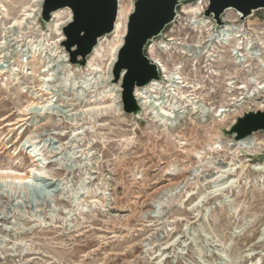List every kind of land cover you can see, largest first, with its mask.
<instances>
[{
  "label": "rangeland",
  "instance_id": "1",
  "mask_svg": "<svg viewBox=\"0 0 264 264\" xmlns=\"http://www.w3.org/2000/svg\"><path fill=\"white\" fill-rule=\"evenodd\" d=\"M119 2L117 32L107 34L100 54H90L83 66L68 61L65 68L60 62L51 70L47 55L67 54L62 29H57L68 18L67 11L62 9L54 21L53 14L44 21L41 13L32 17L35 0H0V264H231L219 251L224 245L238 248L235 264H264V169H255L264 165V150L249 154L237 149L241 155L234 160L221 152L230 150L228 130L236 117L257 110L255 104L248 103L240 114L225 119L215 133L209 127L195 129L184 145L165 125L169 121L153 118L142 108L136 115L125 113L109 83L78 90L84 77H106L113 48L123 42L124 21L134 0ZM205 3L184 1L179 17L154 40L172 37L171 41L194 44L200 34L190 29L194 17L186 10L203 6L197 18L215 24L204 15ZM229 10L221 16L223 24V18L235 19L255 53L262 55L264 10L244 19ZM175 47L167 53L157 49L156 55L182 80L203 86L193 97L212 114L235 108L248 94L264 100V89L258 88L264 84V66L256 57L247 56L242 68L226 61L213 63L220 75L211 78L205 57L194 66L192 58L174 51ZM144 53L149 58L147 47ZM226 54L221 53L224 60ZM179 124L187 131L191 128L187 118ZM254 133L264 141V130ZM34 145L45 174L61 182L56 187L24 185L13 178L36 165L30 152ZM182 146L189 151L182 153ZM211 146L217 154L209 152ZM145 147L166 156L162 161H170L160 175L186 177L150 200L153 211L125 220L111 212L117 204L110 184L134 187L133 171L123 165L139 161ZM194 148L204 158L190 167ZM211 160L217 165L239 164L223 188L214 185L222 173Z\"/></svg>",
  "mask_w": 264,
  "mask_h": 264
},
{
  "label": "bare ground",
  "instance_id": "2",
  "mask_svg": "<svg viewBox=\"0 0 264 264\" xmlns=\"http://www.w3.org/2000/svg\"><path fill=\"white\" fill-rule=\"evenodd\" d=\"M35 1H36V8L33 10V14H32L33 18H37L39 16L41 11V4H42V0H35ZM120 7L121 5L118 0L117 16L113 31L111 33L117 32L119 26V20L121 18ZM64 10L67 11L68 18L62 21L61 23L57 24L58 30H61L62 27L70 19L69 10L68 9H64ZM202 10H203V6H199V5L194 7L192 6L188 10H186L187 12H190L194 17L193 21L189 22L191 24L190 29L200 34L198 35V40L194 44L171 41L173 39L172 37L168 38L167 40H163V38H161V40L158 41L153 39L150 42V44L148 43L147 54L149 56V59L154 64H156L159 70L160 78L158 79L152 78L146 84L135 87L133 91L134 98L136 100L137 105L139 106L140 111L142 108L145 111H147L148 114L153 118L155 117L160 120L164 119L165 121H169V123L165 122V125H167L168 129L170 130V132L174 137L184 141L183 142L184 145H187L189 139L193 138V133L195 129H206L209 127V129H211L215 133L221 127V124L225 119L240 114L241 109H246L248 103L255 104L257 110H262V111L264 110V100H259V98L255 96V94L252 95L248 94L247 96L244 97V100H242L238 104H235V108L231 110L220 109L216 112V114H212L211 112H209L208 108L198 103L195 97H193L198 92V90H200L203 86L190 84L191 82L189 83L188 81L182 80L183 79L182 77L176 76L177 71L167 67V65L164 62H162V60L156 55L157 49L160 50L161 52L167 53L170 52L172 47L176 45L174 51L180 54L190 56L192 58L193 61L192 63H194V66L198 62L199 58L203 56L205 57L204 61H206L205 62L206 64L204 63L206 69L205 68L204 69L207 73V77H211V78L220 75L219 70L212 68L213 66H211V64L213 63L221 64L224 61H226L231 65L242 68L246 66L245 62L249 61L247 59L248 56L250 59L256 57L258 62L262 66H264V51L262 55H257V53H255L256 50L251 42V39L248 37L247 32L243 28H241L242 27L241 24H236L235 19L229 20L227 22L226 19L223 18V20L225 21L224 24L216 27L215 24L210 20L197 18L202 13ZM61 11L62 9L52 12L53 15L51 14L52 15L51 21H54ZM227 11L230 10L228 9ZM227 11L225 13H227ZM178 17H179V13L176 18ZM123 26H124L123 29V34H124L126 28L125 21ZM201 34L203 35V37L201 36ZM107 36L108 35L106 34L98 39L96 45L93 47L91 55L95 56L97 54H100L99 50L103 42L106 40ZM62 38L63 36H61V39ZM121 42L122 39L113 48V52L111 55L112 57L108 62L109 64L107 67L106 77L103 80L100 75L95 76V74L92 77H88V78L84 77L80 85V88L78 90L83 92V90H85L84 88L90 86V84L92 85L99 83H109L111 87L110 92L113 93V98L117 100L121 99L120 80L113 83V76H112V68L116 59L118 47L121 45ZM225 51H227L226 60H224L223 56L221 55V53ZM60 52L61 53L59 55H55V56L51 54L47 55L49 58L47 64L48 69L53 68L57 63L60 62L65 68L69 67L68 66L69 57L67 55L68 53L64 54L63 53L64 51H60ZM87 64L90 65V59L88 60ZM207 65L210 66L207 67ZM48 69L46 68V70ZM49 80H50L49 77L43 78V83L46 84ZM73 83L75 84L76 82ZM181 87H186V89L181 90ZM258 88L264 89V84H262ZM178 90H180V92ZM118 102H119L118 106L121 109L122 102L121 103L120 101ZM181 104L184 105L181 106ZM129 116H132V114H129ZM183 118H187L189 120V125L191 126V128H189L190 130L188 131L186 130V128H182L181 124H179V121L181 122V119ZM227 137H228L227 139L228 143L226 144V147L230 150L225 151L224 149H221V152H224V154L228 153L229 155H232L231 160H234V157L240 156L241 154H239V152L241 151H245L249 154H252L258 150H262V149L264 150V141L259 139V137L255 133L240 139H235L234 135H228ZM159 146L160 148L163 147L161 142ZM148 149L149 148L147 147L143 149L142 154L138 156L140 157L138 158L139 161H136L134 159L131 164L123 165V167L127 169V171L128 170L130 172L133 171V181H132V184L134 185L133 188L122 187L117 182L110 184V186H112V188H110L111 190L110 195L114 197L113 199L117 204L116 207H114L111 210V212L113 213L118 212L117 215L122 216L125 220L135 218L138 215H142L143 213H146L148 211H153V207L150 200L154 197H158L164 190L178 186L181 183V181L186 177L185 174L174 176L173 174L165 173L160 175V173L164 172V169L168 168V166L170 165V161H162V159L166 158V156L162 157V155H158L155 153L156 150L154 151L153 149H151L148 151ZM180 149L184 154L187 153V151H189L185 146H182V148ZM237 149H239L240 151L237 152L236 151ZM36 150H37L36 145H34L33 149L30 150L31 161L32 163L36 162V165L30 168L26 175L14 176L13 178L16 179L17 182L24 185L30 184L28 183V181H31V184L32 183L39 185L41 184L42 187L46 189L56 187L61 182L59 180L50 178L45 174L44 165H43L44 162H42L41 159L38 157V153L36 152ZM194 151H195V156L192 157L194 158V160L192 159L189 160L190 167L196 164L197 162H202L204 158L201 150H196L194 148ZM209 152H211L213 155L218 153L217 149L213 148V146L210 147ZM134 153L136 154L138 153V151L135 150ZM154 156L158 159L157 161L155 160ZM210 163L213 165H217V163L214 160H211ZM162 164L165 165L161 166ZM238 165L239 164H236V162L228 163L226 165L220 163V165H217L216 167L220 168L221 170L222 177L216 180L214 182L215 183L214 185L216 187L223 188L227 184H229L231 180L228 179L231 175L236 174V168L238 167ZM204 166L206 165L204 164ZM255 169H264V165L257 167ZM87 174H90V172H87ZM137 174H141V177L140 178L135 177V175ZM181 177L182 179H180ZM74 194H76V192L73 193V195ZM76 197L77 196H74V198ZM80 205L81 207H84L83 204ZM221 247L219 251L229 257L230 261L232 262L231 264H235L236 263L235 260L240 258V254H238L237 251L238 248L236 249L235 247H231L229 245L228 246L224 245L222 249ZM256 261L258 262L259 260Z\"/></svg>",
  "mask_w": 264,
  "mask_h": 264
},
{
  "label": "water",
  "instance_id": "3",
  "mask_svg": "<svg viewBox=\"0 0 264 264\" xmlns=\"http://www.w3.org/2000/svg\"><path fill=\"white\" fill-rule=\"evenodd\" d=\"M184 1L134 0L127 17L123 42L118 47L112 68L113 82L120 80L125 113L136 114L140 111L133 95L134 88L152 78H160L156 64L144 51L148 43L174 21L177 6ZM229 8L244 19L255 10H264V0H208L204 15L212 17L215 24L220 26L223 24L221 16ZM59 9L70 12V19L62 27V44L68 53L69 63L83 66L98 39L113 31L118 0H42L41 19L49 21L52 12ZM259 130H264V110H248L236 117L228 134L240 139Z\"/></svg>",
  "mask_w": 264,
  "mask_h": 264
},
{
  "label": "built area",
  "instance_id": "4",
  "mask_svg": "<svg viewBox=\"0 0 264 264\" xmlns=\"http://www.w3.org/2000/svg\"><path fill=\"white\" fill-rule=\"evenodd\" d=\"M181 4H182V3H181ZM181 4H180V5H181ZM207 4H208V0H206V3H205V8L207 7ZM180 5H179V6H177V13H176V17H177V15H178V9H179ZM176 17H175V19H176ZM175 19H174V20H175Z\"/></svg>",
  "mask_w": 264,
  "mask_h": 264
},
{
  "label": "snow or ice",
  "instance_id": "5",
  "mask_svg": "<svg viewBox=\"0 0 264 264\" xmlns=\"http://www.w3.org/2000/svg\"><path fill=\"white\" fill-rule=\"evenodd\" d=\"M166 115H167V113H166ZM28 183H31V181H28Z\"/></svg>",
  "mask_w": 264,
  "mask_h": 264
}]
</instances>
